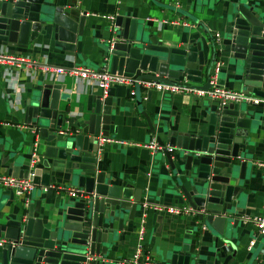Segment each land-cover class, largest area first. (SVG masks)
<instances>
[{
	"label": "crops",
	"instance_id": "obj_1",
	"mask_svg": "<svg viewBox=\"0 0 264 264\" xmlns=\"http://www.w3.org/2000/svg\"><path fill=\"white\" fill-rule=\"evenodd\" d=\"M49 1L69 12L75 20L79 16L83 18L78 37L80 49L73 53L63 51L54 44L51 33H38L26 47L0 45V51L24 60L17 64L19 67L0 65V158L5 157L4 163L0 164V175L27 177L22 176L18 169L30 170L38 165L48 169L50 180L46 185L31 180L34 187L26 198L16 197L10 189L0 186V213L10 218L17 217L25 214L22 208H26L29 201L38 200V211L43 219L57 222L63 219L67 202L75 199L67 191L77 188L67 182L63 160L57 156L58 141L65 132L68 136L75 127H85V121L92 116L94 96L106 95L102 96L90 80L56 74L53 69L104 68V47L110 40L112 25L105 16H113V20L116 16L129 17L143 25L144 33H150L163 46L199 47L203 52L204 69L209 67L211 73L214 62L219 63V85L231 90H244L239 61L231 55L228 29L235 20L238 6L241 8V1L243 9H252L259 22L264 24V0ZM215 34H218L217 38ZM170 82L183 83L182 79ZM204 82L203 77L199 84L190 83L188 87L198 89ZM44 84L59 86L58 112L63 116L60 129L40 136L31 132L34 129L25 121L24 112L28 100ZM109 88L111 94L107 97L110 105L105 108L111 130L107 136L98 137L96 169L109 174L111 183L128 185L129 194L140 191V199L133 220L115 238L106 259L117 264L115 260L138 253L142 258L162 264L172 251H188L190 262L194 264H219L227 255V264H264V234L257 233L250 221L242 219L261 214L264 209V177L260 174L264 170V108L233 104L234 109L241 107L246 112L244 118L247 120L243 137L246 144L237 160L242 162L245 159L251 162V166L261 167L257 170L259 175H248V182L232 201L231 218L236 217L234 212L237 208L241 211L236 214L237 223L230 226V219L224 225L222 238H217L210 225L200 229L201 223L193 219L192 214L155 211L150 207V204H185L173 197L176 192L170 189L169 168L162 150L141 145L152 140L162 145L167 139V131L204 132L211 112L219 107L217 101L182 91L164 93L145 89L139 82H134L133 86L122 84L110 85ZM131 89L134 91L132 97L129 95ZM34 139V162L30 165ZM169 154L176 160L174 149ZM9 162L19 165L15 168L18 174L7 172ZM246 176L247 171L244 178ZM143 198L148 202L145 208L141 205ZM250 239L253 247L247 249ZM230 245L234 246V253Z\"/></svg>",
	"mask_w": 264,
	"mask_h": 264
},
{
	"label": "water",
	"instance_id": "obj_2",
	"mask_svg": "<svg viewBox=\"0 0 264 264\" xmlns=\"http://www.w3.org/2000/svg\"><path fill=\"white\" fill-rule=\"evenodd\" d=\"M243 5L241 1L228 29L231 55L239 61L243 91L264 97V24L252 9H243ZM82 24L81 16L75 20L49 0H0L1 46L26 47L38 33H51L54 44L63 51L78 52ZM111 24L110 40L104 47V63L109 73L167 84L182 79L187 86L199 84L204 77L200 87L207 89L210 68L204 69L202 49L190 45L163 46L150 33H144L143 25L129 17L116 16ZM58 89V85L44 84L28 100L24 118L33 133L46 136L61 128L63 115L58 112ZM110 94L108 88L105 97L94 96L92 116L85 121L86 126L75 127L68 136L65 132L58 141L57 156L63 160L67 182L77 186L82 195L67 202L63 219L57 222L43 219L38 200L29 201L22 208L25 214L17 217L0 213L3 239L0 264H116L106 259L108 251L133 220L140 191L131 195L128 185L111 183L109 174L96 169L98 137L107 136L111 130L105 108L110 105L107 97ZM245 115L241 107L234 109L232 103L217 107L211 112L204 132L167 131L162 144L176 154L173 160L171 151L162 148L169 168L170 189L176 192L173 197L190 208L193 219L210 225L217 238H222L226 222L232 219L230 226L237 223L236 214L241 211L237 208L236 217L231 218L232 201L248 182V175L256 176L261 167L251 166L245 159L237 160L246 144ZM4 159L1 156L0 164ZM18 166L9 162L7 172H20L42 185L50 180L48 169L36 165L15 173ZM260 174L264 177V170ZM229 248L234 253V246ZM190 255L188 251H172L162 264H194ZM228 257L219 264H227Z\"/></svg>",
	"mask_w": 264,
	"mask_h": 264
},
{
	"label": "built area",
	"instance_id": "obj_3",
	"mask_svg": "<svg viewBox=\"0 0 264 264\" xmlns=\"http://www.w3.org/2000/svg\"><path fill=\"white\" fill-rule=\"evenodd\" d=\"M108 21H113V16H105ZM215 38L218 37V34L214 35ZM19 62H24L22 59L15 58L13 56L7 55L4 52L0 51V65L4 64H14L13 66L19 67L17 65ZM218 67L219 63L214 62L211 73L208 76V87L207 89H194L189 88L183 83L176 84H167L156 82L153 80H136L133 78H127L122 75L109 73L105 67H101L100 69L93 68H70V69H62V68H54L53 71L56 74H69L78 76L80 79H86L92 81L96 87L100 90L101 95L105 96L107 90L110 85H122L126 84L128 86H133L134 82H139L140 86L145 89H155L160 92H179L182 91L185 94H193L195 97H205L207 99L216 100L219 107L225 106L227 104H237L243 103L245 105L251 107H260L264 108V97L255 96L249 93L244 92L243 90H231L225 88L218 84ZM44 70H48V68H44ZM129 95L132 97L134 95V91L131 89L129 91ZM35 138V136H34ZM103 138V137H102ZM142 146L159 149L162 150L163 147H166L167 151H172L171 147H167L165 145L157 144L156 141L152 140L149 144H141ZM36 147V139H34V144L32 151L29 155V164L32 165L34 162V150ZM263 163H258V165H262ZM0 186L8 188L12 191L13 195L16 197H27L29 192L34 187L31 179L28 177L14 176L8 174L0 175ZM45 188V187H44ZM69 196H80L82 192L80 189H69L67 191ZM141 205L143 208L148 206V202L145 198L142 199ZM262 206L264 208V199L262 201ZM153 210H165L170 213H185L191 214L190 208L186 205H159V204H150ZM243 220L250 221L257 233L264 234V209L261 214L245 216L242 217ZM205 225L201 224L200 229H204ZM3 239L0 238V244H2ZM253 245V240L250 239L247 244V249H250ZM117 264H157L154 261L149 260L148 258H142L138 253H134L130 257H122L119 260H115Z\"/></svg>",
	"mask_w": 264,
	"mask_h": 264
},
{
	"label": "rangeland",
	"instance_id": "obj_4",
	"mask_svg": "<svg viewBox=\"0 0 264 264\" xmlns=\"http://www.w3.org/2000/svg\"><path fill=\"white\" fill-rule=\"evenodd\" d=\"M32 132V131H31ZM33 133V132H32ZM253 247V246H252Z\"/></svg>",
	"mask_w": 264,
	"mask_h": 264
}]
</instances>
